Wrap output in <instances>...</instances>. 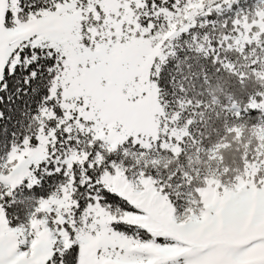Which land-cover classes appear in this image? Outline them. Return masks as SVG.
Instances as JSON below:
<instances>
[{
	"label": "snow or ice",
	"instance_id": "snow-or-ice-1",
	"mask_svg": "<svg viewBox=\"0 0 264 264\" xmlns=\"http://www.w3.org/2000/svg\"><path fill=\"white\" fill-rule=\"evenodd\" d=\"M0 264H264V0H0Z\"/></svg>",
	"mask_w": 264,
	"mask_h": 264
}]
</instances>
